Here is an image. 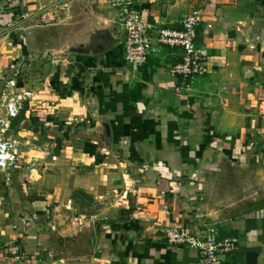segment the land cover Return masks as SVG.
<instances>
[{
  "label": "crops",
  "instance_id": "obj_1",
  "mask_svg": "<svg viewBox=\"0 0 264 264\" xmlns=\"http://www.w3.org/2000/svg\"><path fill=\"white\" fill-rule=\"evenodd\" d=\"M132 1L157 28L198 12L207 74L177 92L182 50L157 43L144 65L127 64L106 0H0V24L49 21L32 29L31 52L61 53L6 134L19 149L0 170V264H199L162 230L206 225L238 239L222 264H264V205L245 204L261 200L247 186L264 184V0ZM6 41L0 72L22 54Z\"/></svg>",
  "mask_w": 264,
  "mask_h": 264
},
{
  "label": "built area",
  "instance_id": "obj_2",
  "mask_svg": "<svg viewBox=\"0 0 264 264\" xmlns=\"http://www.w3.org/2000/svg\"><path fill=\"white\" fill-rule=\"evenodd\" d=\"M118 8L124 30V60L137 69L144 65L152 46L178 47L182 50L181 60L171 67L170 74L180 79L176 91L189 87L194 79L208 72V58L203 48L196 44L199 13L193 12L182 21V29L153 27L147 24L132 0H106ZM16 81L8 82L3 90V112H0V170L8 171L16 165L19 142L6 136L10 121L17 118L24 104L34 98V93L24 89L14 91ZM9 89V93L7 92ZM203 235L192 234L176 226L162 230L166 242L172 247H185L199 254V264H222L221 256L230 255L237 249L235 237L219 239L212 225H206Z\"/></svg>",
  "mask_w": 264,
  "mask_h": 264
},
{
  "label": "rangeland",
  "instance_id": "obj_3",
  "mask_svg": "<svg viewBox=\"0 0 264 264\" xmlns=\"http://www.w3.org/2000/svg\"><path fill=\"white\" fill-rule=\"evenodd\" d=\"M32 18H35V17L32 15ZM56 18L58 19V15L56 16ZM48 22H47L46 17H41V16L40 17L37 16L36 22H34V19L32 22L31 14L29 13V14H23L21 17L15 20H13L12 17H9L3 20L2 24H0V38L4 37L7 41H11V43L13 42L18 43L19 45L22 46L21 47L22 54L19 57L18 62L16 63L15 69L11 66H7V68L2 69V71L0 72L1 76L3 77L1 81L3 82L5 81L2 88L0 87L1 88L0 89V104L2 102V105H3L2 94L8 82L16 81L15 82L16 87L13 89L16 92L22 91L24 89L30 90L29 88H33L37 84H41L45 82L46 77H48L47 76L48 73H50L51 71L50 69H46L47 62H49L51 59L52 60L55 59L56 61L60 59L61 53L58 54L55 52L54 56H52L51 53L47 52L45 49L40 50V52H37V53L34 52V50H32L31 52V47L29 45L30 44L29 37L31 35L32 29H34L33 31H36V29L38 31H41L39 32L40 35H43L42 33L46 32L45 28ZM54 35L56 38H60L61 36H63L61 31H56ZM7 41H6V44H8ZM44 45L45 43H42L43 47H45ZM52 45L55 49H57L58 47L60 48V46L62 45L61 38L60 40L56 39L55 42H52ZM8 91L9 89H7V92ZM0 112H3V109L2 111L0 110ZM11 121H10V125H11ZM20 121H21V117H18L16 121L12 123V125L9 127L6 134H11L13 131L15 132L18 129V124ZM262 174H263V180H264V170L262 171ZM245 176L246 178H248V173ZM233 188H236V187H233ZM247 193L249 194L256 193V194L261 195V200L259 202L245 203L247 207H252L257 204L264 205V184H262L261 186H253V185L247 186ZM87 202L88 200L85 201V203Z\"/></svg>",
  "mask_w": 264,
  "mask_h": 264
},
{
  "label": "trees",
  "instance_id": "obj_4",
  "mask_svg": "<svg viewBox=\"0 0 264 264\" xmlns=\"http://www.w3.org/2000/svg\"><path fill=\"white\" fill-rule=\"evenodd\" d=\"M18 117H19V116H18ZM18 117H17V118H18ZM17 118H16V119H17ZM16 119H14V120H16ZM14 120H13V121H14Z\"/></svg>",
  "mask_w": 264,
  "mask_h": 264
}]
</instances>
